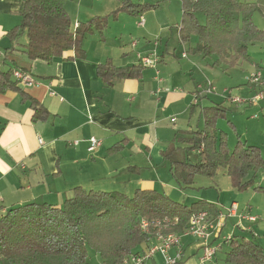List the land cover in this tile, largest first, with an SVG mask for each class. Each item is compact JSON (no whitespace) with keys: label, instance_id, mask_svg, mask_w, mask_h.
Wrapping results in <instances>:
<instances>
[{"label":"crops","instance_id":"1","mask_svg":"<svg viewBox=\"0 0 264 264\" xmlns=\"http://www.w3.org/2000/svg\"><path fill=\"white\" fill-rule=\"evenodd\" d=\"M22 2L0 0V70L6 71L13 62L38 82L32 87L17 85L0 92V216L11 205L36 198L61 206L75 186L93 189L101 183L109 186L97 190L130 195L135 189H155L170 199L177 195L176 199L183 204H187L188 199H200L214 204L219 212L223 211L228 205L218 203L219 198L216 203L208 196L202 198L180 193L170 173V160L179 159L177 148H181L185 155L187 150L198 155L195 148H190V143L180 139L190 136V131L203 128L202 108L219 103L226 109V118V103L228 100L235 103L230 100V96L225 102L211 101L203 104L195 116L191 109L187 122L176 123L187 111L186 102L191 103L195 94L190 81L181 82L177 79H181V75L195 65V59L167 65L164 52L155 42L149 43L144 46L142 53H154L159 59L160 71L144 67L139 78L115 79L113 85L108 87L98 74V65L107 60L119 67L138 65V52L134 50L136 42L126 45L119 37L112 44L102 35L104 28L86 35L83 41L84 56L81 58L54 57L48 62L30 60L18 50L26 42L25 34H21L25 36L24 41L21 35L14 39L8 36V32L20 22ZM185 57L181 54V58ZM211 63H207V66ZM263 65L264 61L252 64L253 67ZM11 79L15 81L13 76ZM203 91L196 88V102L193 101L191 105H201ZM250 91H253V86ZM259 103L246 105L258 107ZM37 110L42 111V114L39 113L40 118H35ZM170 115L176 116L172 124ZM215 126L226 134L230 149L227 132L218 128L217 122ZM90 137L101 140V145L93 152L87 151V139ZM171 144L174 150L166 157L165 153ZM262 171L256 173L255 185L264 187ZM195 179V183L190 186L192 188L200 186L197 177ZM261 194L264 193L253 188L235 194L229 205L235 202L237 214L247 212L256 215L257 219L250 222L238 215L227 217L220 230L221 236L232 234L237 238H249L254 233L257 239L261 235L264 237V196ZM218 235L211 236V242L217 243L220 240ZM191 237L181 236L178 245L169 252L173 255L180 250L182 258L179 262H183L188 248L199 242L192 249L196 256L184 264H198L202 254L203 242L195 237L193 241ZM226 244L222 243L221 247ZM156 255L163 262L161 255L155 254L147 264H155Z\"/></svg>","mask_w":264,"mask_h":264},{"label":"trees","instance_id":"2","mask_svg":"<svg viewBox=\"0 0 264 264\" xmlns=\"http://www.w3.org/2000/svg\"><path fill=\"white\" fill-rule=\"evenodd\" d=\"M119 1L111 15L94 16L72 27L64 8L65 0H23L20 22L8 36L14 39L25 34L26 42L18 50L30 60L81 58L86 35L106 28L111 16L116 19L118 13L124 12L140 17L159 6V3ZM180 3V41L187 43L195 35L196 45L188 50L202 59L214 57L211 67L221 64L233 67L248 59L249 44L264 41V30L253 20L256 12L264 18V0H180ZM198 13L203 14V22L199 21ZM15 68L18 67L12 62L6 71L0 70V92L17 87V82L11 79ZM143 68L140 64L119 67L107 60L98 65V74L110 87L115 79L139 78ZM39 113L42 111L37 110L35 118L41 117ZM202 115L203 128L180 139L196 150L202 145L197 160H170V173L180 188L192 186L196 175L213 178L224 170L239 192L253 188L264 193V187L255 185L256 173L264 170L260 147L238 139L232 150L228 148L226 134L215 126L226 115L221 104L203 107ZM173 150L171 144L165 156ZM199 210H207L213 217L219 212L205 200L188 206L155 189H135L128 195L75 186L61 206L36 198L11 205L1 214L0 264H89V249L99 255L102 264H121L129 254L145 251L156 236L154 229L145 231L141 227L142 220L163 219L166 227L161 232L180 234L185 231L190 215ZM254 235L237 238L231 234L226 241L225 264H264V246Z\"/></svg>","mask_w":264,"mask_h":264},{"label":"rangeland","instance_id":"3","mask_svg":"<svg viewBox=\"0 0 264 264\" xmlns=\"http://www.w3.org/2000/svg\"><path fill=\"white\" fill-rule=\"evenodd\" d=\"M132 1L153 4L159 3V6L147 10L142 15L145 21L143 26L138 25L139 17L131 16L122 12L118 13L116 19L111 16L107 27L103 30L102 35L109 39V42L112 44L113 42H116L119 37H121V40L124 41L126 45H129V42H136V47L134 50H137V52H139L141 55L148 56H152V52L143 54L142 50H144L145 45L155 42L159 46L161 52H164L165 62L167 65L171 63L173 66L174 63H179L183 60L195 59V65H193L190 70H186V73L181 75V79H177L181 82L190 81L192 83V91L195 94L191 99V103H193L195 95L198 94L195 92L196 88L198 91H203V89L207 90V88H209V92L203 91V94L200 98L201 105H193L194 107L191 108L190 101L186 102L187 111L183 116L180 117L179 120H177V124L182 123L183 121L187 122L189 120L188 117L191 116V109L192 111L194 110L192 114L195 116L203 104H208L211 101L222 100L225 102L228 100V96H230V98L235 97L241 100H246L251 97L254 89L253 91H250L252 84L249 81V78L257 68V66L253 67L252 64H260L264 61V42L257 41L249 45L248 61L242 60L232 68H227L224 65L211 68L210 66H207V63H211L214 57L202 60L198 54H191V52L188 50L189 47L195 46L197 42L195 35H191L190 40L187 43H182L180 41L178 33L181 23L180 0ZM119 4V0H65L64 8L70 16L72 27H74L78 21H86L94 16L111 15L112 12L119 6ZM197 17L200 22L204 21V16L202 13H198ZM253 20L259 28H264V18L259 13H254ZM20 38L22 41L25 40L24 35H21ZM183 52L187 53V57L181 58V54ZM157 69L160 71V63L157 65ZM159 77H161V75ZM197 85H199V87H197ZM204 85L207 86L204 87ZM255 88L257 89V86ZM225 91H227V93ZM226 107H228L227 116L226 118L217 121V127L227 132V141L230 149L240 138L246 140L249 144L260 146L261 154L264 157V99L259 103L258 107L247 106L244 103H231L229 100L226 103ZM256 115H258V117H254ZM175 118V115H170L171 124L174 122L173 120ZM227 120H229L234 126L232 127ZM203 122V117H201V123ZM177 149V158L183 160L186 158L185 156H187L193 161L197 160L198 155L195 152H192V150H187V155H185L181 148ZM262 172L264 173V171ZM195 177H197V182L200 186H196V188L188 186L184 189H181L176 182L177 190L180 193L185 192L188 195H195L198 197L208 196L207 198H211L212 201L216 203L217 198H219L218 203L221 204V202H223L228 206L229 203L235 198V194H239L237 189L233 186L230 177L224 173V170H220L217 177L214 179L202 175H196ZM195 181L196 179L193 183H195ZM107 186H109L107 183H101L100 185L93 187V189L97 190L98 188H107ZM71 195L72 193H70V195L67 197H70ZM184 195L185 197L187 196L186 194ZM261 195L264 196V194ZM173 197L174 198L171 197L172 200L183 204V202L176 199L178 198L177 195H173ZM193 201L195 200L188 199L186 205L189 206ZM220 206L223 208L222 205ZM146 221L149 223L156 221V223L159 222L161 225L164 224L163 219H147ZM161 225L159 227H161ZM154 230L155 233H160L158 228ZM191 238L194 241V238ZM257 240L261 243V245L264 246V237L262 235ZM198 244L199 242H196L190 248H188L184 255L185 260L177 264H184L186 260L196 256V253L193 254L192 249H194ZM227 249L228 245H223L216 251L212 261L207 264H225L224 252ZM88 252L89 264H102L98 254L90 249ZM170 255L172 254L170 253ZM128 256H126L124 259H126ZM155 264H164L158 255L155 256Z\"/></svg>","mask_w":264,"mask_h":264},{"label":"built area","instance_id":"4","mask_svg":"<svg viewBox=\"0 0 264 264\" xmlns=\"http://www.w3.org/2000/svg\"><path fill=\"white\" fill-rule=\"evenodd\" d=\"M145 24L144 18L139 17L138 25L143 26ZM135 43V42H134ZM156 44V43H155ZM152 56L141 55L139 52L136 54L138 62L143 67L157 68L159 63L158 57L153 53ZM186 53H182V57H185ZM158 73V70L156 71ZM12 76L17 82V85L28 88L37 84V80L27 71H23L20 68H15L12 71ZM249 81L253 86V94L246 100L238 98H230L231 101L240 104H256L264 99V65L257 67L256 71L251 74ZM207 86V85H206ZM257 86V89L255 88ZM209 92V88H207ZM158 92V91H157ZM196 102V100H194ZM257 117V116H254ZM77 144V141H74ZM101 145V140L96 137H90L87 139V151L93 152L96 148ZM202 149V145L196 151ZM238 206L235 202L225 207L223 211H220L217 217H213L207 210H199L192 213L189 217L187 227L184 232L178 234L174 232L163 233L161 230L166 227L165 221L161 225L159 222H147L146 220L141 221V227L145 231L150 229H159L160 233H156L155 241L148 245L145 251L140 253H132L121 264H147L148 260L155 254H160L164 264H176L182 258V253L177 250L175 254L170 255V249L178 245L181 236L191 235L203 242L202 254L198 258V264H207L212 261L216 251L221 247L222 242H226L231 238L230 235H220V230L224 226L225 219L227 217L238 215L241 219L247 221H256L257 216L244 212L237 214ZM177 221V219H175ZM161 225V227H159ZM218 233L220 240L217 243L211 242V236Z\"/></svg>","mask_w":264,"mask_h":264}]
</instances>
